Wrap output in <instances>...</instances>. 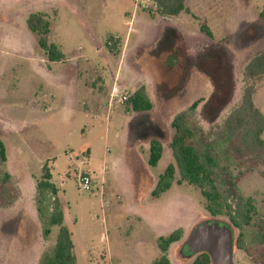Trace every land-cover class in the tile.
Masks as SVG:
<instances>
[{
    "label": "rangeland",
    "instance_id": "obj_1",
    "mask_svg": "<svg viewBox=\"0 0 264 264\" xmlns=\"http://www.w3.org/2000/svg\"><path fill=\"white\" fill-rule=\"evenodd\" d=\"M186 5L164 16L159 6L137 9L135 0H0V139L7 148V162L0 161V264H40L55 246L59 228L46 238L38 211L45 166L58 190L50 203L60 206L73 234L77 264H152L163 255L159 238L178 229L183 238L168 251L170 264H191L190 236L213 222L233 230V264H260L256 227L243 230L250 254L238 250L239 230L228 217H213L179 171L168 192L152 197L175 164L169 145L177 114L202 99L189 122L214 142L248 85L264 114V77L244 75L264 51V0ZM31 14L51 23L48 38L62 62L48 61L40 49L27 25ZM140 87L154 104L150 112L130 111L123 101ZM153 139L164 144L156 167L148 165ZM218 152L215 179L225 199L235 208L238 198H253L256 223H263L264 157L241 158L227 145ZM84 173L92 176L91 192L78 188Z\"/></svg>",
    "mask_w": 264,
    "mask_h": 264
},
{
    "label": "trees",
    "instance_id": "obj_2",
    "mask_svg": "<svg viewBox=\"0 0 264 264\" xmlns=\"http://www.w3.org/2000/svg\"><path fill=\"white\" fill-rule=\"evenodd\" d=\"M164 16H177L187 11L186 0H155ZM264 19V10L260 14ZM29 30L38 37V45L50 62H62L64 54L59 47L49 41L51 23L42 14H31L27 20ZM207 31L205 27H202ZM248 81L264 77V51L256 55L246 66L245 73ZM255 88L248 85L243 94L241 105L226 119L219 138L214 142L206 141L203 131L189 122V117L197 110L201 100L194 102L187 111L180 112L171 123L174 135L170 142L175 164H170L160 175L154 191L153 198H159L168 192L176 177L177 171L181 175V182H187L197 187L205 199L206 210L213 216L228 217L231 225L239 230L236 238V248L250 254L245 241L244 229L256 227L257 244L262 246V252L254 260L264 264V222L256 223L258 209L253 198H238L235 208L228 203L217 186L215 175L221 168L219 146L227 145L228 150L238 157H264V114L255 107ZM128 105L130 111L136 113L150 112L154 108L144 87L138 88L131 95ZM164 154V144L153 139L149 145L148 165L156 167ZM0 161L7 162V148L0 139ZM6 190V189H5ZM57 188L52 183V174L48 167L43 168V175L37 183L38 211L44 225V236L48 238L53 227L59 232L53 250L46 253L40 264H77L73 234L64 226V214L57 204L51 206L50 200L57 195ZM3 201L8 202L9 190L3 191ZM57 202V201H56ZM56 204V203H55ZM52 209V211H51ZM183 238L181 229L175 230L167 237H160L158 247L163 253L162 257L152 264H170L168 251L173 244ZM194 256L191 264H212L210 256L201 252Z\"/></svg>",
    "mask_w": 264,
    "mask_h": 264
},
{
    "label": "water",
    "instance_id": "obj_3",
    "mask_svg": "<svg viewBox=\"0 0 264 264\" xmlns=\"http://www.w3.org/2000/svg\"><path fill=\"white\" fill-rule=\"evenodd\" d=\"M187 246L192 255L207 253L212 264H233L234 236L229 225L203 224L193 231Z\"/></svg>",
    "mask_w": 264,
    "mask_h": 264
},
{
    "label": "built area",
    "instance_id": "obj_4",
    "mask_svg": "<svg viewBox=\"0 0 264 264\" xmlns=\"http://www.w3.org/2000/svg\"><path fill=\"white\" fill-rule=\"evenodd\" d=\"M136 8L142 9H155L158 4L155 0H135ZM129 98L127 96L123 97V101H128ZM93 179L89 173L81 174L78 178V188L83 192H91L93 189Z\"/></svg>",
    "mask_w": 264,
    "mask_h": 264
},
{
    "label": "crops",
    "instance_id": "obj_5",
    "mask_svg": "<svg viewBox=\"0 0 264 264\" xmlns=\"http://www.w3.org/2000/svg\"><path fill=\"white\" fill-rule=\"evenodd\" d=\"M185 5H186V4H185ZM186 9H187V5H186ZM246 66H247V65H246ZM137 89H138V88H137ZM137 89H136V90H137ZM136 90H135V91H136ZM132 94H133V93H132ZM89 174H90V173H89Z\"/></svg>",
    "mask_w": 264,
    "mask_h": 264
}]
</instances>
